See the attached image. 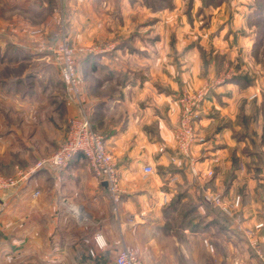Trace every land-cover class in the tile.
I'll list each match as a JSON object with an SVG mask.
<instances>
[{
	"label": "crops",
	"instance_id": "crops-1",
	"mask_svg": "<svg viewBox=\"0 0 264 264\" xmlns=\"http://www.w3.org/2000/svg\"><path fill=\"white\" fill-rule=\"evenodd\" d=\"M170 1L172 6L153 8L149 4L160 7L154 0H0V172L31 171L16 188L0 191V264H87L90 249L96 264H115L124 246L134 248L143 264H171L176 242L163 230L170 219L165 211L206 210L204 184L230 199L242 194L247 224L264 219L255 213L264 206L263 134L258 142L251 133L252 143L249 136L235 138L234 130L243 131L232 128H239L234 122L241 101L261 87L253 70L261 62L254 55L258 33L251 20L257 0ZM63 18L71 41L88 48L78 56L81 102L114 156L117 203L81 153L60 172L35 169L58 148L80 110L55 63L54 31ZM38 27L42 31L35 33ZM240 73L253 77L252 85L228 81ZM204 85L210 93L196 122L202 139L192 153L199 170L207 159H218L211 179L171 161L179 97ZM252 145L258 153L248 155ZM235 150L248 163L260 162L243 178L229 168ZM147 164L154 171L146 175ZM254 167L257 175L251 174ZM99 234L103 248L96 244ZM259 234L264 244V230ZM221 236L217 244L232 248L233 238ZM228 253L218 250L220 258Z\"/></svg>",
	"mask_w": 264,
	"mask_h": 264
},
{
	"label": "built area",
	"instance_id": "built-area-1",
	"mask_svg": "<svg viewBox=\"0 0 264 264\" xmlns=\"http://www.w3.org/2000/svg\"><path fill=\"white\" fill-rule=\"evenodd\" d=\"M68 30L63 26L57 36L60 43L53 46L56 55L55 63L58 67L60 78L67 88L70 99L75 100L79 105V113L72 116L68 122V129L64 140L58 148L50 155L39 159L35 169L48 168L55 171L64 170L76 154H83L88 160L94 175L101 181L107 182V187L113 196L115 203L119 202L121 188L119 172L114 162L112 152L107 148L103 136L92 126L86 108L81 102L82 87L77 71L78 56L84 52V47L72 46L67 38ZM206 97V89L201 91H185L179 97L181 105L180 118L175 130L176 150L171 156V161L178 167L190 166L194 176L213 178L218 159H207L202 170L196 167V158L192 153L193 147L201 141L196 130V117L199 115L201 103ZM163 149V148H162ZM154 168L147 164L143 172L147 175L152 173ZM31 171L16 167L14 173L5 174L0 172V191L7 188H16L25 180ZM38 192H35V195ZM203 204L217 206L229 215L235 212L242 203L241 194H235L231 199L216 190L211 185L204 184L201 190ZM237 228L249 239L251 246L264 264V245L258 241L256 232L264 227V221L254 222L251 228H246L242 220H237ZM99 248L105 245L103 237L95 236ZM206 245L214 252V247L206 240ZM262 246V247H261ZM90 258L87 264H96V253L89 250ZM115 264H143V261L136 250L129 246L122 247L115 256Z\"/></svg>",
	"mask_w": 264,
	"mask_h": 264
},
{
	"label": "rangeland",
	"instance_id": "rangeland-1",
	"mask_svg": "<svg viewBox=\"0 0 264 264\" xmlns=\"http://www.w3.org/2000/svg\"><path fill=\"white\" fill-rule=\"evenodd\" d=\"M66 23L67 21L65 18L59 21L57 28L54 31L56 32L54 34V37L56 39L54 41V44L56 42L60 43V41L57 40V36L59 35L61 31V27L64 26L66 29H68L66 26L67 25ZM60 24L61 26L58 29ZM41 31H42L41 27H38L34 30L35 33H39ZM67 38L72 46L76 48L81 47V46L74 44L71 41L69 31L67 34ZM84 49L88 50V48H84ZM257 60H260L261 62L259 66L253 68V70L256 72L255 74L256 78H258L259 82H261V87L260 88L258 87V89H255L254 93L250 94L251 99L247 98L244 101H241L240 103L241 108L240 107L239 108L242 113L236 116V122H234V124L239 128H236L233 126L232 128L242 130L243 132H245L246 130H251V133L254 135L255 139L258 142H260L261 135L263 132L262 123L264 121V112H263L264 51L263 50L258 54ZM236 64L239 65L237 61H236ZM209 86L210 85H204L192 91L198 92V91L206 89V96H207L210 93ZM66 92H67V88H66ZM258 94H261V99L258 96ZM243 112L245 113L244 116L247 117L248 120L244 119ZM195 122H198V117H196ZM196 130L198 132L197 127H196ZM197 134L199 135V133ZM239 146H242V145L240 144ZM253 146L254 145H252L251 150H254ZM242 152L244 153L243 148H242ZM243 153L239 155L240 156L239 158V156L236 153V150L235 152H233V154L231 152L232 162L230 164L231 166L229 167L234 171L236 170L237 175H239L241 178H243V176L247 174L249 166L250 168H253L251 167V165L253 166L254 164L258 166V163H260L259 161H249L248 163L244 158H242V156H244L245 154ZM261 168L262 166H260V169ZM258 169L259 168L254 167V169L251 171V174L257 175ZM227 181H228V178L225 180V185ZM237 187H238V190H240V189H243L244 185L238 184ZM226 198L230 199L228 197ZM262 201L264 202V200ZM242 202H243V196H242ZM205 205H206L205 206L206 210L204 209V211L200 212L198 215H195L194 213L190 214L188 211L184 210L186 208H183V207L178 208V209L173 208L171 210L165 211V214L168 215L170 219L167 221L168 222L167 225L163 227V230L168 232L167 235L171 238L170 240H172L173 242H176L174 244H171L170 246V252L173 255L170 261L171 264H228V263L229 264H252L251 260H253L255 264H262L263 262L261 261V258L257 254H254V253L251 254V252H253V249L251 250V248L247 245L246 240H245V238H247L246 235L237 228L238 219L242 220L246 228H251V226L254 225L253 223L247 224L243 216L241 215L242 203L240 207L235 209V212L232 215L228 214L229 218L224 214L221 215L222 214L221 212L218 213L216 218L214 217L211 218L212 216L211 212H217L218 210L210 208V207H213L211 205H207V204ZM255 210H256L255 213L257 215L256 217L264 214V206H260V207L256 206ZM260 221H264V219L256 220L255 222H260ZM184 230H187V231H184ZM226 230H229V233L225 232ZM263 230H264V227L257 230L258 232H256L257 234L256 237H259L261 235L259 233ZM222 233L226 236H230L229 237L230 239L233 238L232 239L233 247L231 246L232 248H230V245L227 246L226 243L225 244L220 243L221 240H224L223 237L221 236ZM206 240L209 241V243L213 245L214 252H212L209 249V247L206 245ZM217 240H220L218 244H217ZM261 245L263 246L264 244L261 243ZM218 250L222 252H229L228 253L229 257L227 256L228 258L227 257L220 258L218 256ZM182 255L184 256V258H182Z\"/></svg>",
	"mask_w": 264,
	"mask_h": 264
},
{
	"label": "trees",
	"instance_id": "trees-1",
	"mask_svg": "<svg viewBox=\"0 0 264 264\" xmlns=\"http://www.w3.org/2000/svg\"><path fill=\"white\" fill-rule=\"evenodd\" d=\"M155 2H158V4L160 5V7L155 6L154 4H149L150 6H152L153 8H162L165 6H172V2H168V0H154ZM204 5H218L220 4L222 1L224 0H202ZM252 23H254V25H256L257 27V38H256V43L254 45V55L256 57H258V54L263 50L264 51V0H257V8L254 11V14L252 16ZM228 81L234 82V83H238L241 86H249L253 83V77H251L248 73H240V74H236L234 76H232L231 78L228 79ZM263 112H264V102H263ZM244 119L246 120L247 117L244 116ZM262 138H264V121H263V133H262ZM233 135L235 138L238 139H242L243 137L249 136L250 140L252 141V143H255V140L253 138V136L251 135V132H249L248 130H246L245 132H241V131H237L234 130L233 131ZM247 153L252 155L254 153L252 152H256L258 153V151H252L249 149H246ZM234 178V173L231 172L230 175L228 176V181L226 183V188L229 187L232 179ZM212 209H216L218 210L217 212H221L222 211L219 209V207L217 206H213L210 207ZM223 215V213H222Z\"/></svg>",
	"mask_w": 264,
	"mask_h": 264
},
{
	"label": "water",
	"instance_id": "water-1",
	"mask_svg": "<svg viewBox=\"0 0 264 264\" xmlns=\"http://www.w3.org/2000/svg\"><path fill=\"white\" fill-rule=\"evenodd\" d=\"M104 185H106V186H107V182H105V181H104Z\"/></svg>",
	"mask_w": 264,
	"mask_h": 264
}]
</instances>
